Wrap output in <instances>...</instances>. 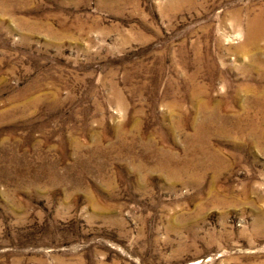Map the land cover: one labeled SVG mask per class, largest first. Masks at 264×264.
I'll use <instances>...</instances> for the list:
<instances>
[{"label": "rangeland", "instance_id": "rangeland-1", "mask_svg": "<svg viewBox=\"0 0 264 264\" xmlns=\"http://www.w3.org/2000/svg\"><path fill=\"white\" fill-rule=\"evenodd\" d=\"M260 18L0 0V264H264Z\"/></svg>", "mask_w": 264, "mask_h": 264}, {"label": "bare ground", "instance_id": "bare-ground-1", "mask_svg": "<svg viewBox=\"0 0 264 264\" xmlns=\"http://www.w3.org/2000/svg\"><path fill=\"white\" fill-rule=\"evenodd\" d=\"M261 22L264 23V21L261 20V18L260 19H251L248 22V27H247V32H246V40L249 44H253V43L258 42L259 39L261 38V35H263V32L259 30L261 27H264V26H261L262 25ZM254 24L257 25V27H254L253 26Z\"/></svg>", "mask_w": 264, "mask_h": 264}]
</instances>
